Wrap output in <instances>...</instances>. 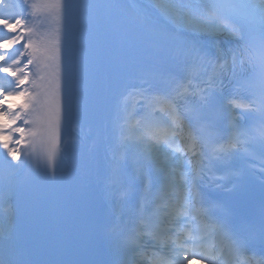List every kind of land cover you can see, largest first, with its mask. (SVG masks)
Masks as SVG:
<instances>
[{
  "label": "snow or ice",
  "instance_id": "1",
  "mask_svg": "<svg viewBox=\"0 0 264 264\" xmlns=\"http://www.w3.org/2000/svg\"><path fill=\"white\" fill-rule=\"evenodd\" d=\"M0 76V264H264V0H0Z\"/></svg>",
  "mask_w": 264,
  "mask_h": 264
},
{
  "label": "bare ground",
  "instance_id": "2",
  "mask_svg": "<svg viewBox=\"0 0 264 264\" xmlns=\"http://www.w3.org/2000/svg\"><path fill=\"white\" fill-rule=\"evenodd\" d=\"M143 1H144V2H146V3H147V2H149V0H143ZM128 3L131 5V3H130L129 1H128ZM134 3H136V1H135ZM134 3H133V4H134ZM189 264H195V263H194V262H191V261H189Z\"/></svg>",
  "mask_w": 264,
  "mask_h": 264
}]
</instances>
